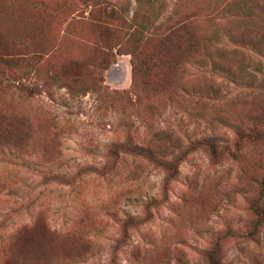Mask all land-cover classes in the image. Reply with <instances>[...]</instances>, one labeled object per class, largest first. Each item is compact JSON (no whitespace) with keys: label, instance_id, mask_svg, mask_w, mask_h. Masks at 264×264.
<instances>
[{"label":"rangeland","instance_id":"obj_1","mask_svg":"<svg viewBox=\"0 0 264 264\" xmlns=\"http://www.w3.org/2000/svg\"><path fill=\"white\" fill-rule=\"evenodd\" d=\"M216 262L264 264V0H0V264Z\"/></svg>","mask_w":264,"mask_h":264},{"label":"trees","instance_id":"obj_2","mask_svg":"<svg viewBox=\"0 0 264 264\" xmlns=\"http://www.w3.org/2000/svg\"><path fill=\"white\" fill-rule=\"evenodd\" d=\"M181 20V22L179 21L168 27L166 34L163 37L164 42L166 45H168V47H170L171 49H173L174 47L178 48L180 52L178 54L180 62L182 61V57L184 59V57H186L188 53H193V48L197 47V43L193 41L192 21L188 16H185L184 19L182 18ZM159 57L160 55L157 54V60H155L156 63L160 61ZM200 143L202 144V146H206L208 149H210L213 153V138L209 137L206 139H202L200 140ZM135 150L138 154H145L147 156L154 157V149L152 147L136 145ZM156 161L166 169L168 177L174 176L176 173H178L179 163L177 157L166 159L164 155H161V157H156ZM211 258L213 260V253H211ZM216 264L219 263L216 262Z\"/></svg>","mask_w":264,"mask_h":264}]
</instances>
